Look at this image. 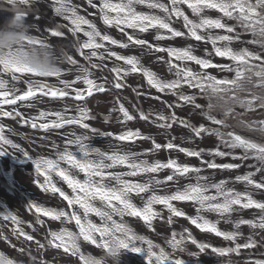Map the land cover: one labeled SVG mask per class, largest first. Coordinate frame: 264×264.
Returning <instances> with one entry per match:
<instances>
[{"label":"snow or ice","instance_id":"1","mask_svg":"<svg viewBox=\"0 0 264 264\" xmlns=\"http://www.w3.org/2000/svg\"><path fill=\"white\" fill-rule=\"evenodd\" d=\"M6 2L14 7L17 5L31 6L34 0H6ZM87 2L91 7H97L93 0H87ZM137 5L146 6L150 10H158L163 15H158L155 12L137 11ZM182 5H187V8L191 10L193 16L197 19H190L182 9ZM52 7L55 14L69 21L71 26L58 24L49 30L50 35L52 37H63L65 34L61 29L67 27L68 32L75 38L73 47L87 61L89 66L85 67L72 55L62 52L63 61L74 66L79 74L71 81L59 79L63 74L62 71L52 74V77H56L59 84L63 85L61 88L42 80L31 79V77H36L37 74L11 62L4 55H0V72L11 74L12 81H20L23 77H29L25 80L27 91L20 95H17V93L21 90L15 85L9 86L8 81L0 79V98H2L0 103L15 105L17 101L24 102L36 98L37 93L41 96L63 98L69 95L67 90L70 88L75 93L74 99L83 101L86 95L91 96L93 92H104L105 84L111 83L115 89L124 88L126 85L121 82L124 77L128 76L129 73L139 72L143 74L150 88L155 89L158 93L176 98L173 102L162 101L163 104L167 105V108L182 109L186 105L191 106L192 109L199 110L200 114L210 122V125L216 127L208 126L205 123H199V125L189 123L187 119L177 116L174 110L170 115L156 112L153 120L151 119L153 112L146 113L139 105H133V108L139 112L141 120L157 124L159 128L163 129H171L178 122L193 134V139L208 135L215 136L219 141L215 148H199L197 150L175 145L173 142L175 137H172V140L165 145L153 140V148L148 149V152L153 149L160 150L162 147L167 149L179 147V152L188 157L198 158L201 164H206L207 168L222 170L238 169L241 165L237 163L218 164L215 159L204 160L203 156L207 154L211 157H231L233 160L240 161L253 158L258 164V166H255V171L238 175L235 180L244 182L252 189L264 190V142H258L235 131L236 128H244L249 132H257L264 137V119H243L246 113H255L257 110L264 112V54L248 48L236 49L232 46L234 42H243L241 33L237 31L239 28L244 33L252 35L253 38L247 41L248 44L258 45L261 50H264V0H167V3L162 2V0H100L98 12L103 24L118 28L127 37L126 42L113 39L108 34H102L94 23L78 14L76 7L71 4V0H53ZM209 10H215L219 15L213 18L206 14ZM173 17L177 21L182 18L183 28L187 30L186 32L173 27ZM227 21H235V23L230 24ZM84 26H87V28L85 29ZM125 29H132L134 32L138 30L139 33H147L150 29H164L170 35L165 36L157 31L154 36L155 41L185 37L196 42H203L205 45L211 44L212 48L209 51L205 47L204 56L202 57L195 54L192 44H188L187 47H161L158 43H150L147 39L140 38L139 35L129 34ZM214 30H223L226 34H218ZM79 33H83V36L87 39L82 41L78 36ZM36 39L37 42L43 41L48 44L46 42L47 37H36ZM105 41L111 45H118L121 49L139 47L152 54L166 52L168 59L165 60L162 56H157L156 59L167 65V71L172 78H164L145 67L137 55H122L106 48L103 43ZM85 49L88 51L85 52ZM101 49L103 51H99ZM212 53L215 54V57L225 58L231 63H215ZM8 55L10 56L11 53ZM112 57H115L116 61H123L124 65L128 67L114 65L108 71L114 73L115 76L111 80L105 77L104 83L98 84L95 79L91 78L92 72L90 69H100L103 72L107 68L104 61L106 59L110 60ZM94 59L97 62H93ZM186 62H194L200 70H194ZM208 69H217L221 73H232L233 75L231 78L227 76L217 78L216 75L210 74L207 71ZM78 81H82L87 87L84 89L73 88V85ZM185 86L188 89L197 90V92L186 94L184 91ZM132 91L136 94L137 99L145 96L154 100H161L160 96H151L150 92L145 93L139 91L138 88H133ZM199 98H206V105L199 103ZM116 103L119 107L118 109L113 108L112 111L122 114L123 120L121 123L133 120V115L130 114L123 103H120L119 98H117ZM26 106L33 107L34 105L27 104ZM237 107L244 111L237 112ZM0 116L10 117L14 120L19 118L18 122L31 123L33 128L37 127V124L32 122L35 118L25 119L24 115L15 108L12 111H4L0 108ZM48 116H55V119L39 125L45 132L61 129L65 125H79L93 133L97 132V129H90L89 124L84 122L88 119H95V116L90 115L87 108L79 105L75 116H66L60 111L52 113L41 111L38 118L45 119ZM105 119H108V117H105ZM229 119L235 121V124H229ZM227 128L233 130L227 132L221 130ZM100 135L114 136L111 132L100 133ZM67 136L69 138L65 140L63 150H59V146L53 142L52 147L57 150L55 159L38 156L32 162L36 173L44 177L43 183L39 186L45 192L49 190L53 193L59 192L60 196L67 201L68 208L72 210L66 212L63 208L59 210L45 208L35 203L32 207H35L36 212L42 213L53 221H60L61 224L75 222L78 229L76 232L69 230L67 227H61L59 231L50 230L47 234L50 237L48 244L54 245L56 249H63L65 253L70 254L72 257H78L80 264H84L87 256L81 249V239L95 245L97 248L107 247L109 241L118 242L120 246L130 252H142L148 264H186L181 259H170L163 248H160L159 245L154 244L145 236L138 235L125 222L124 218L126 216L138 217L144 221L148 228H152L153 219L160 216V213L153 208L155 204H163L170 213L175 216H182L184 213L173 207L171 201H193L199 205L197 208L198 213L201 211L213 212L221 218L230 217L232 213L238 212L240 209L255 208L261 213L259 222L240 219L236 222V227L239 228L240 225L247 224L252 228L264 229V201L254 199L250 191H235L233 188L226 186L228 183L226 180H221L218 183H208L209 177L200 175L201 168L179 163L176 159H168L166 163L159 160L150 163L147 159H139L141 153L104 152L99 148H93L86 143L90 139L87 135H76L75 132H71ZM136 138L151 139L149 136L142 135L139 130H128L114 136V139L118 141L134 140ZM73 145L76 146V152L70 150ZM5 146L29 155L18 144L8 139L4 134V126L0 123V155L7 151ZM223 149H227V151ZM235 149H241L243 154L236 155L233 151ZM92 156H95L96 159H92ZM61 162L66 163L69 167H61ZM117 166H125L129 171H107ZM72 169L84 173V179H78ZM163 169L172 170L171 174L165 178L166 181H178L182 177L187 178L190 174H196V183L186 184L182 190L177 188L170 195H158L153 192L143 202V207H138L133 202V194L143 200V197L140 196L141 193L152 191L154 186L165 183V180L150 175ZM53 173L67 183L72 190L71 195H67L53 183ZM257 173L261 174L259 181L254 179ZM142 174L150 175V178L144 183L133 182L124 178L137 177ZM113 181L114 183H112ZM209 189H215V195H208ZM97 201H99L100 206H97ZM74 206H78L80 211H77ZM90 215L99 217L100 223L93 222ZM117 216L120 218L119 222L114 219ZM4 218H10L14 223H20L11 214L6 215ZM168 222H172L171 216H169ZM36 223L44 225V221L40 217L36 218ZM192 223L197 224L198 227L207 228L210 232H215L217 236H222L225 241H235L240 235L239 231H219L216 224L211 223L203 216H197L192 220ZM19 232L28 241L34 239L33 236L23 232L22 229ZM5 239L7 238L5 237ZM186 239L196 245L200 252L210 248L213 253L220 256L239 253L241 247L245 249L256 247V241L251 237L248 238V242L243 245L236 244L234 248H217L206 243H197L195 239L191 238V235L188 237L181 235L179 239H176V233L172 234V240L169 241V244L174 250L185 252L187 251L186 248L181 245ZM36 243L39 244L41 249L44 248V244H40L39 241H36ZM143 245H147V247L145 248ZM157 248H159V252L154 250ZM19 251L23 253L24 248H20ZM188 255L194 256L196 253L189 252ZM0 264H14V262L0 255ZM251 264H264V260H256Z\"/></svg>","mask_w":264,"mask_h":264},{"label":"rangeland","instance_id":"2","mask_svg":"<svg viewBox=\"0 0 264 264\" xmlns=\"http://www.w3.org/2000/svg\"><path fill=\"white\" fill-rule=\"evenodd\" d=\"M95 1H93L94 3ZM162 2L167 3V0H162ZM82 4L88 9V11H94L96 12L97 10L89 4H85L82 1ZM137 11H143V12H155L158 15H163V13H160L158 10H150L146 6L143 5H137ZM182 9L185 11V14L189 16L190 19H197L196 17L193 16L192 12L190 9L187 8V5H182ZM207 15L215 18L219 15L215 10H209ZM228 23V21H227ZM230 24H234V21H230ZM173 27L177 28L178 30L181 31H187L186 29L183 28V20L182 18L177 21L175 17H173ZM102 32V34H108L110 35L113 39L117 40H122V41H127V37L121 32L119 29L116 27H109L104 24H102L101 27L98 28ZM129 34H135L139 35L140 38L147 39L150 43L154 44H159L161 47H187L188 44H192L195 49V54L198 56H204V48L207 47L209 51H211V44L205 45L203 42H196L191 40L190 38H185V37H176L173 39H165L162 41H155L154 36L157 34V31H159L160 34L168 36L170 35L167 33V30L160 29H150L149 32L147 33H139L138 30L134 32L132 29H125ZM218 34H226L223 30H214ZM238 32L241 33V40L243 42L237 41L233 43V47L236 49L240 48H248L249 50L252 51H257L261 52L264 54V51H262L260 48L257 47V45H251L248 44L247 41L251 40L253 37L250 35L249 37L251 39H248V37L245 36L246 33L243 32V30H237ZM72 41H66L63 46H67L71 49L74 50L73 44L71 43ZM105 44L106 48H109L112 51H115L119 54L122 55H137L142 64L149 68L150 70L156 72L158 75L164 77V78H172L171 74L168 73L167 71V65L163 61H158L156 59L157 56H162L164 59H168L167 53H148L145 50H142L139 47H133L129 49H121L118 45H111L107 41L103 42ZM72 47H71V46ZM57 49V54L61 55L62 54V47L55 46ZM103 51V49L99 50ZM105 55H107L105 53ZM80 64H83L85 67H88L87 61H85L83 58L80 56H75V53L72 55ZM213 61L215 63H231L229 60L225 58H220V57H215V54L212 53ZM62 63H61V68L63 74L59 79H64V80H74L76 76L79 74L77 73L76 69L72 65H68L66 62L63 61V57L61 55ZM175 63H180L179 61H174ZM105 63L107 65V70L113 67L114 65H120L122 67H128L127 65H124L123 61H116L115 57H112L110 60L106 59ZM190 67H192L194 70L199 71V66L195 65L194 62H186ZM71 69V71H69ZM209 71H213L215 74L220 73V78L224 76H229L231 73H221L217 69H208ZM92 72V77L93 79L96 80L98 84H103L105 77L109 79L107 75L102 73L100 69H90ZM123 75V74H122ZM123 81H127L129 85H138L140 89H143L146 87V90L153 91L154 96H160L161 100H148V104L145 106H149L151 110H161L162 112H171L174 110L177 114V116H182L184 117V109L187 107L184 106L183 109H169L167 108V105L163 104L162 101L167 100L168 102H173L175 101V97H172L171 95H165L163 93H158L156 92L155 89L150 88V86L147 84V80L143 77L142 73H129L128 76L124 77ZM20 82L23 83L21 80ZM138 84H134V83ZM50 84H55L57 87H63V85L59 84V80L56 77H53V81H51ZM87 86L83 84L82 81H78L75 85H73V88L77 89H84ZM105 92H98L93 95H96L95 97H90V96H85V99L83 101H76L74 99L75 93L72 91V89H68L67 91L69 92V95L64 102H57L52 99L48 100H42V99H33V101H30L28 104L34 105L33 107H29L31 110V113L34 115H37L39 117V113L41 111L44 112H63L64 115L66 116H75L77 115V106L79 105L80 107H85L89 110V114L95 116V119H88L85 120V123L89 124V128H95L97 129L96 133L91 132L88 130V132L85 135L88 136L90 139L86 142L88 143L91 147L96 148L97 143H103L106 139L103 135H100V133H106L108 131H113V133H119V130L121 133L127 131V129L131 126L129 123L124 122V123H119L117 126H114L110 123L109 121H102L100 116L97 115L98 112H104L108 111L110 108H117L119 105L116 103L117 98L120 99V103H123L125 107L127 108L130 104V100L127 97V95L122 91V89H115L113 85L110 84H105ZM107 89H109L107 91ZM113 91L114 93L110 95V92ZM92 95V96H93ZM40 96V95H39ZM37 97V96H36ZM72 99V100H71ZM71 101V102H67ZM206 102V98H199L198 102ZM94 102V103H93ZM182 103V102H180ZM110 107V108H109ZM67 109V111H65ZM99 110V111H96ZM189 117L195 121L202 120V117L199 112V110H194L190 108L189 110ZM116 117L122 118V114L118 113L115 115ZM55 116H48L45 119H37V120H42V121H48V120H54ZM109 119V117H108ZM205 122L207 120L205 119ZM62 131L64 129H67V133L75 132L74 130V125H66L63 128H61ZM62 131L59 132L57 135H49L48 137L37 134L39 140L43 142L41 145L44 149L42 151L45 153L44 157L48 159H55L56 158V153L52 147L53 140L52 139H57L60 137H68V136H63ZM76 135H80V133H76ZM53 136V137H51ZM38 140V139H37ZM159 140H162V138H159ZM175 142V140L173 141ZM176 145L179 147H191L193 149H199V148H205V149H211L215 148L217 144L215 143L213 146H210L209 148L205 147V144L203 143H195L192 142V144H186L184 141L181 140H176ZM142 145V144H141ZM141 145H138L137 147H141ZM145 145V143H144ZM59 150H63L64 143L59 144ZM145 147V146H144ZM149 148L145 147V149ZM70 150L73 152H76V146L73 145L70 147ZM227 151V149H223ZM239 149L233 150L236 155L239 154ZM79 155V153H77ZM179 155H182L183 158H180ZM94 159L93 157H91ZM149 162L156 161L157 159L152 156V157H145ZM168 159H176L179 163H186L188 165H191L193 167H196L198 165H201L200 160L196 157H188L184 153L179 152V149L175 150L172 149L169 153L164 154L162 156L163 162H167ZM203 159L208 161L215 159V161L218 163L221 162H226V163H237L240 164L241 167L238 169H229L228 170H222L219 169L218 172H210V170L207 169H202L200 175L209 177L208 183H218L221 180H226L228 181L227 187L233 188L235 191L238 192H245V191H250L253 195V198L259 201H264V190H255L252 189L250 186L246 185L244 182L236 181L235 177L238 175H241V171L244 172L243 169V164L245 163L244 161L240 160H233L231 157H211L207 154L203 156ZM61 167L63 168H68L69 165L66 163L61 162ZM8 167H6V173L5 177L8 179V181L17 186V187H22V184H25L27 188H30L31 190V195H30V201L31 204L33 203L38 204L42 207L45 208H56L59 210L60 208H63L66 212H70L72 209L68 208V205L65 204L63 199L61 198L59 192L53 193L51 190L45 192L39 185L43 183L44 178L43 176H39L36 171H35V166H29V165H22V166H12L13 171H8ZM255 171V170H254ZM73 173H78L77 177L80 180L84 179V173L79 172L76 169H72ZM172 172L171 169H166V172H158L155 174H150V175H155L157 179L160 180H165V178L170 175ZM230 172V174L228 173ZM212 173V174H210ZM149 174H142L139 175L135 178L140 179L139 183H144L150 178ZM196 174H190L189 177L187 178H180L178 181H166L165 183L154 186L152 191L146 192V197L143 200H138L137 205L139 207H143V202L147 200L148 196L152 195L153 192H155L158 195H170L173 192L179 189H183V187L186 184L196 183L195 179ZM57 178V179H54ZM129 179V178H128ZM130 179H133L130 177ZM257 181L261 179V174L257 173V175L254 177ZM52 180L53 183L56 184L57 187L61 188L67 195H71L72 190L67 189L65 187L66 182H64L59 176H57L55 173L52 174ZM61 182L62 185H59ZM208 195H215V189H209ZM173 207L177 208L181 212L184 213L182 216H175L174 214L170 213L168 208L163 205V204H155L153 205V208L155 211L160 213V216L158 218L153 219L152 221V228H148L147 225L144 223V221L140 220L138 217H127L125 219V222L133 228V230L138 234V235H143L147 239H150L154 244L159 245L160 248H163L165 252L169 255L170 259H181L186 262V264H211L212 262L217 263V257H219L218 254H215L211 251V249H206L204 252H200L198 247L196 245H193L190 240L186 239L185 242L181 245L182 247L186 248L187 251L185 252H180L179 250H174L171 245L169 244V241L172 240V234L176 233V239H179L181 235L184 237H188L191 235L192 239H195L197 243H206L210 245L211 247H217V248H229L232 247L234 248L236 244H241L243 245L244 243L248 242V238L251 237L253 240L256 241V247L253 248H243L241 247L239 250V253H236L238 257L244 261L248 258H253V257H260L261 259H264V229L260 228H252L250 225L247 224H242L240 225L239 228L236 227V222L240 219H245V220H254L255 222H259L260 218V211L255 208L251 209H240L238 212H234L231 214L230 217L226 218H221L218 214L213 213V212H197V208L199 205L195 204L193 201H171ZM239 207V206H237ZM74 208L79 211V209L74 206ZM11 214L12 216H15L20 223H14L10 218L5 219L4 217L6 215ZM41 217V220L44 221V223L48 226L49 230L51 231H59L61 227H67L71 231H78L75 222L73 221L70 224H61L60 221H53L49 217L44 216L42 213H38ZM92 216V215H90ZM171 216L172 222H168V218ZM197 216H203L205 219L209 220L211 223L216 224V227L219 231L222 232H232V231H239L240 235L237 237L235 241H225L222 236H217L215 232H210L207 230V228H201L198 227L197 224L192 223V220L196 218ZM90 219L93 220L95 223H100L98 221V218L90 217ZM202 223V222H201ZM136 226H144L146 227V232L140 233V230L134 229ZM22 229L23 232L27 233L28 235L33 236L32 241H28L25 236L20 235L19 230ZM44 233L41 230V227L37 225L35 222V219L33 216L30 214L26 213L20 206L19 202L15 199H13L10 196H7L6 194L2 193L0 191V255H3L7 257L8 259L12 260L14 264H55L57 262L55 261H62V262H67V260H70L69 257L65 256L66 259H60V258H55L53 261L52 257L50 258V255H53V253H58L56 250L48 247L45 245V241L43 240ZM5 237L7 239H5ZM36 241H39L40 244H44V248H40L39 244L36 243ZM81 241H83L81 239ZM84 248L88 247L85 244H89L88 242H84ZM139 246V245H138ZM143 247H147V245H143ZM20 248H24V252L21 253L19 251ZM90 249V250H89ZM87 251H82L86 254H95L99 255V249L95 246L92 245L89 246ZM155 251L159 252V248L154 249ZM196 253V255H188V253ZM27 255H30L31 257L28 258ZM232 253L227 254L224 256H220V262H222L221 259H225L227 256H231ZM139 256L142 259H145L144 254L141 253H133L127 250L126 254L123 256L125 259V262H121V264H140L139 262ZM35 258V259H33ZM39 259V260H38ZM42 260V261H40ZM146 260V259H145ZM147 261V260H146ZM75 263V261H74ZM76 264H79L76 262ZM148 264V262H147Z\"/></svg>","mask_w":264,"mask_h":264},{"label":"clouds","instance_id":"3","mask_svg":"<svg viewBox=\"0 0 264 264\" xmlns=\"http://www.w3.org/2000/svg\"><path fill=\"white\" fill-rule=\"evenodd\" d=\"M13 15L0 25V55L36 73V77H52L61 72V55L50 43L37 42L34 26L27 22L22 6H12ZM11 53L9 56L8 54ZM127 249L118 242L109 241L107 247L100 248V254H89L84 264H121Z\"/></svg>","mask_w":264,"mask_h":264},{"label":"trees","instance_id":"4","mask_svg":"<svg viewBox=\"0 0 264 264\" xmlns=\"http://www.w3.org/2000/svg\"><path fill=\"white\" fill-rule=\"evenodd\" d=\"M210 73V72H209ZM210 74H212V73H210ZM213 75V74H212ZM233 75V74H232ZM231 75V76H232ZM218 78V77H217ZM231 78V77H230ZM236 111L237 112H243L244 110L243 109H241V108H239V107H237L236 108ZM219 118V117H218ZM243 119H245V120H257V119H264V112H262L261 110H257V112H255V113H246L245 115H244V117H243ZM228 123L229 124H235V121H233V120H231V119H229V121H228ZM228 129V128H227ZM227 129H221L222 131H224V132H227L226 130ZM238 129H244V128H238ZM178 131H180L179 129H177ZM244 130H247V129H244ZM159 133V135L160 136H163V138H165V139H167V138H170V137H172V136H176V133L175 132H173V131H171V130H164V131H160V132H158ZM253 133H256L257 135H260L259 133H257V132H253ZM208 139V141H209V143H213V141H214V138L211 136V137H208L207 138ZM215 140H216V143H219V141L217 140V138L215 137ZM140 141V140H139ZM138 140H132V141H130V142H127V144H126V147H128V149H123L124 150V152H133V149H134V147L135 146H138V145H141L143 142H139ZM148 141V143L150 144V145H152V140L151 139H149V140H147ZM153 146V145H152ZM162 149L163 148H161L160 150H155L154 149V155H155V157L157 158V159H160L161 158V156H162ZM240 155H242L243 154V152H242V150L240 149V153H239ZM251 155V154H250ZM140 159V158H139ZM161 162H163V161H161ZM245 163L243 164V169H244V172H242L241 171V174L242 175H244V174H246L248 171H249V169L248 168H246L248 165H253L254 167L255 166H258V164H257V161L255 160V159H253V158H250V159H248V160H246V161H244ZM151 163V162H150ZM190 166H192V164L190 165ZM196 167H199V168H201V170L202 169H207V170H211V169H209V168H207V166H206V164H201V165H198V166H196ZM164 170V169H163ZM163 170H161V171H163ZM212 171H214V170H212ZM229 171V170H228ZM211 172V171H210ZM217 172V171H216ZM229 174H230V172H228Z\"/></svg>","mask_w":264,"mask_h":264},{"label":"bare ground","instance_id":"5","mask_svg":"<svg viewBox=\"0 0 264 264\" xmlns=\"http://www.w3.org/2000/svg\"><path fill=\"white\" fill-rule=\"evenodd\" d=\"M41 10L42 11H44L46 14H49L50 12H49V10H48V7H43V6H41ZM40 24H43V25H45V26H47V24H46V22H47V20L44 18V17H42L41 19H36ZM56 25H58V24H56ZM52 41V40H51Z\"/></svg>","mask_w":264,"mask_h":264}]
</instances>
